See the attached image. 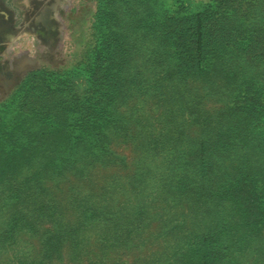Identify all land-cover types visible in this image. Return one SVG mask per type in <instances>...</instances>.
Returning a JSON list of instances; mask_svg holds the SVG:
<instances>
[{
  "label": "rangeland",
  "instance_id": "374dc122",
  "mask_svg": "<svg viewBox=\"0 0 264 264\" xmlns=\"http://www.w3.org/2000/svg\"><path fill=\"white\" fill-rule=\"evenodd\" d=\"M10 1L24 22L32 5ZM208 2L62 0L51 38L9 39L0 55V264H264V0H248L226 26L232 46L255 47L218 42L192 94L180 85L167 95L198 115L193 207L163 202L154 146L135 157L113 139L137 167L133 181L102 167V137L88 127L117 117L112 85L125 88L116 93L128 113L163 97L153 74L172 64L161 24Z\"/></svg>",
  "mask_w": 264,
  "mask_h": 264
},
{
  "label": "trees",
  "instance_id": "16d2710c",
  "mask_svg": "<svg viewBox=\"0 0 264 264\" xmlns=\"http://www.w3.org/2000/svg\"><path fill=\"white\" fill-rule=\"evenodd\" d=\"M247 1L212 0V3L208 2L201 11L195 14L188 17H173L161 24V29L164 30H160L158 33L161 35L159 42L168 47L169 52L166 56L169 64H172L153 74V76L157 75L154 83V87L158 90L157 94L163 97L153 100L148 111L140 106L135 108L136 113L133 111L128 113L126 109L123 111L122 107L125 106L126 99H124V95L116 93V90L125 88L112 85L110 86L112 96L115 95L116 98L108 99V101L114 107L116 106L117 117H104L97 124L94 120L88 123V127L96 125L99 129V136L102 137V147L100 149L102 167L117 166L121 170H126L127 173L125 174L134 181L137 167L129 159L131 156L126 157L124 154H117L112 150L111 144L114 140H118L121 144L129 145L133 148L134 156L136 152L141 154L154 146L153 153L156 156L158 155L159 159L157 162H153L154 167L159 170L157 175L162 173V176L156 182L162 186L160 195L163 196L161 197L163 202L164 200H176L177 205L181 208L193 207V204L198 200V189L192 185L196 177V169L192 163L195 159L194 149L197 142L196 134L193 132L198 123V115L196 116L194 112L196 108L190 106L191 110L187 117L184 114L185 109L182 108L181 112L177 106V99L170 98L167 95L175 94L180 85L185 88L187 93L192 94L191 90L195 86V78L198 73L203 71V68L199 66L204 64L206 60L204 56L208 55L218 42L222 46H232V40L228 36L227 30L229 27L226 26L229 24L230 17L242 14ZM252 18L259 19V16H252ZM236 21L241 22L242 18L240 17ZM256 28L251 33L253 36L259 37ZM240 32L241 35L244 34L242 28ZM242 43H234L232 47L236 50L246 49L249 46L255 47L257 41L254 40L252 43L247 44ZM176 61H180L179 67H175ZM175 77L179 78L178 83H173ZM98 92L97 89L93 94L97 95ZM192 100L195 102V97ZM152 105L158 107L156 114L151 110ZM95 106H90V110L96 111L93 109ZM113 108H110V110ZM162 112L164 113L162 114ZM158 130L163 131L159 138H157V135L160 134ZM157 145H159V149ZM184 146L185 148H183ZM161 155L163 156L159 157ZM175 178H177V183L181 188L179 185H173L172 182ZM87 180L89 179L87 178ZM183 183H189L191 186L184 188L181 186ZM107 186V183L103 182L99 189L104 190ZM101 192L103 191L99 190V194L105 193ZM167 192H169L168 196ZM159 199L160 196H158ZM139 213L141 217H145L142 214L143 211Z\"/></svg>",
  "mask_w": 264,
  "mask_h": 264
},
{
  "label": "flooded vegetation",
  "instance_id": "af4514ba",
  "mask_svg": "<svg viewBox=\"0 0 264 264\" xmlns=\"http://www.w3.org/2000/svg\"><path fill=\"white\" fill-rule=\"evenodd\" d=\"M62 0H19L28 7L32 5L31 13L25 17V12L20 11L19 5L15 7L10 0H6L5 5H0V55H4L7 49L8 41L12 37L20 34H32L36 37L51 38L48 30L54 25L49 22L51 18L56 19L57 7ZM35 2V4H34ZM6 66V64L1 63ZM3 67V66H2ZM2 68H0L1 71Z\"/></svg>",
  "mask_w": 264,
  "mask_h": 264
},
{
  "label": "clouds",
  "instance_id": "9594fccd",
  "mask_svg": "<svg viewBox=\"0 0 264 264\" xmlns=\"http://www.w3.org/2000/svg\"><path fill=\"white\" fill-rule=\"evenodd\" d=\"M6 0H0V5H5Z\"/></svg>",
  "mask_w": 264,
  "mask_h": 264
}]
</instances>
